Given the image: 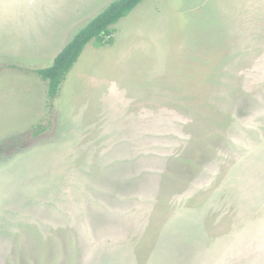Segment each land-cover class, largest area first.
Wrapping results in <instances>:
<instances>
[{
	"label": "rangeland",
	"instance_id": "rangeland-1",
	"mask_svg": "<svg viewBox=\"0 0 264 264\" xmlns=\"http://www.w3.org/2000/svg\"><path fill=\"white\" fill-rule=\"evenodd\" d=\"M3 3L0 264H264V0H146L55 100L22 41L79 0Z\"/></svg>",
	"mask_w": 264,
	"mask_h": 264
},
{
	"label": "crops",
	"instance_id": "crops-1",
	"mask_svg": "<svg viewBox=\"0 0 264 264\" xmlns=\"http://www.w3.org/2000/svg\"><path fill=\"white\" fill-rule=\"evenodd\" d=\"M114 1L116 0H79L80 4L77 13L69 18L64 16L60 8H54V14L50 19L37 26V30L32 32L27 40L22 41L26 45L25 50L28 53L31 52L35 60H55L63 49L74 39L78 33L77 31L84 28ZM67 2L70 3L72 1ZM34 3L31 2L29 4L30 8H36V4ZM67 5L63 6V9H66ZM0 14H4L0 18L3 17L6 22L5 26L0 29H3L9 34V38H14L15 36L17 38V31L21 23L18 16H24L26 21L28 19L30 26L35 24L33 18L31 19V16H27L25 12L18 9V6L6 5L4 3L3 5L0 4ZM12 21L13 23L10 25ZM15 53L17 54V51Z\"/></svg>",
	"mask_w": 264,
	"mask_h": 264
},
{
	"label": "trees",
	"instance_id": "trees-1",
	"mask_svg": "<svg viewBox=\"0 0 264 264\" xmlns=\"http://www.w3.org/2000/svg\"><path fill=\"white\" fill-rule=\"evenodd\" d=\"M144 1L146 0L114 1L76 34L50 67L36 71L40 79L47 84L48 98L55 100L58 97L62 84L79 61L86 47L91 43H94L97 48L112 45L116 33L113 27ZM38 134L36 133V136Z\"/></svg>",
	"mask_w": 264,
	"mask_h": 264
}]
</instances>
